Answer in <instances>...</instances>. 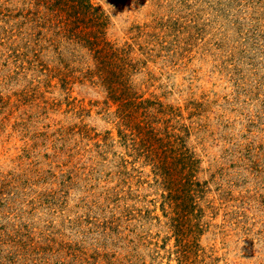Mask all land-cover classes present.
<instances>
[{
	"label": "rangeland",
	"instance_id": "rangeland-1",
	"mask_svg": "<svg viewBox=\"0 0 264 264\" xmlns=\"http://www.w3.org/2000/svg\"><path fill=\"white\" fill-rule=\"evenodd\" d=\"M0 0V264H264V0Z\"/></svg>",
	"mask_w": 264,
	"mask_h": 264
},
{
	"label": "trees",
	"instance_id": "trees-1",
	"mask_svg": "<svg viewBox=\"0 0 264 264\" xmlns=\"http://www.w3.org/2000/svg\"><path fill=\"white\" fill-rule=\"evenodd\" d=\"M58 5H64L63 10H68L70 17V25L74 28L77 26V21L83 20L85 15L88 16L90 22L98 21L99 14L94 15V8L89 4L85 3V0H56ZM93 10L91 11V9Z\"/></svg>",
	"mask_w": 264,
	"mask_h": 264
}]
</instances>
